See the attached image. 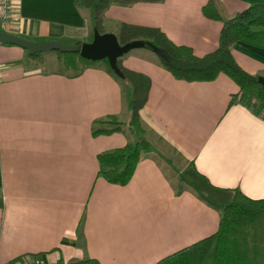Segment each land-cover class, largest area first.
<instances>
[{"label": "crops", "instance_id": "crops-1", "mask_svg": "<svg viewBox=\"0 0 264 264\" xmlns=\"http://www.w3.org/2000/svg\"><path fill=\"white\" fill-rule=\"evenodd\" d=\"M207 1L111 5L104 33L117 35L122 23L156 27L202 56L218 47L222 27L203 15ZM13 2L4 32L34 42L93 39V9L75 0ZM219 2L231 16L264 0ZM156 54L143 47L122 58L125 68L151 82L139 111L151 151L127 184L116 185L98 176L97 155L128 139L92 131L94 121L107 116L128 120V84L112 74L107 59L73 76L56 54L49 65L43 53L40 64L19 46L0 42V264L18 257L15 264L84 258L154 264L215 233L228 190L264 198L263 116L231 103L238 87L225 74L178 80L157 64ZM232 54L246 72L264 77V49L237 42ZM164 165L183 174L174 182Z\"/></svg>", "mask_w": 264, "mask_h": 264}, {"label": "trees", "instance_id": "trees-1", "mask_svg": "<svg viewBox=\"0 0 264 264\" xmlns=\"http://www.w3.org/2000/svg\"><path fill=\"white\" fill-rule=\"evenodd\" d=\"M164 0H75L79 8L93 9L94 29L104 33L105 11L111 5L132 6L136 3H159ZM203 15L222 23L218 47L205 55L197 56L185 45H177L156 27L122 23L116 35L120 45L134 40L151 43L158 49L157 64L174 78L187 82L212 81L219 74H225L238 87L232 102L247 106L255 114H263L264 87L258 82L259 74L246 72L236 62L232 47L237 42L264 49V3H254L228 16L219 0H208L202 6ZM81 42H76L80 44ZM64 68L73 76L81 74L94 61L81 57L78 53L56 52ZM38 63L44 62L43 53L28 54ZM117 66L122 80L128 84L131 93L129 117L122 122L111 115L94 121L93 135L123 133L128 141L121 147L97 155L98 176L108 183L125 185L131 179L136 165L151 151V144L145 138L146 128L139 111L145 105L151 86L149 77ZM112 74L114 72L111 70ZM116 78H118L116 76ZM202 181H207L199 175ZM176 193H180L177 190ZM228 200L220 213L218 229L212 235L192 243L154 264H264V198H251L235 188L228 190ZM2 201L0 200V206ZM20 257L9 264H15ZM56 264H64L61 261ZM66 264H99L97 260L84 258Z\"/></svg>", "mask_w": 264, "mask_h": 264}, {"label": "water", "instance_id": "water-1", "mask_svg": "<svg viewBox=\"0 0 264 264\" xmlns=\"http://www.w3.org/2000/svg\"><path fill=\"white\" fill-rule=\"evenodd\" d=\"M0 42L19 46L30 55L56 51L60 53H78L81 57L91 61L107 59L111 70L119 77H122V73L117 66L118 58L126 55L133 49L143 47H150L154 52H158V49L151 43L134 40L125 45H120L116 35L112 33L101 34L96 30H94L91 42H83L81 44H64L56 40L31 42L2 30H0ZM258 82L264 87V77L259 76Z\"/></svg>", "mask_w": 264, "mask_h": 264}, {"label": "built area", "instance_id": "built-area-1", "mask_svg": "<svg viewBox=\"0 0 264 264\" xmlns=\"http://www.w3.org/2000/svg\"><path fill=\"white\" fill-rule=\"evenodd\" d=\"M13 13V0H0V30L11 24L13 21ZM261 115L263 116V114Z\"/></svg>", "mask_w": 264, "mask_h": 264}, {"label": "rangeland", "instance_id": "rangeland-1", "mask_svg": "<svg viewBox=\"0 0 264 264\" xmlns=\"http://www.w3.org/2000/svg\"><path fill=\"white\" fill-rule=\"evenodd\" d=\"M29 41H31V40H29ZM31 42H34V41H31ZM149 52V51H148ZM56 53L54 52V51H48V52H45L44 53V55L48 58V62H49V65H52L53 63H52V60L54 61L55 60V55ZM260 75H263V73L262 74H260ZM164 167L167 169V171H168V174L170 175V177H171V179L174 181V182H176L177 181V177L179 176L178 174H179V171H180V174L182 173V170L180 169L178 172H174L173 170H171L170 168V170L168 169V167H166V165H164ZM183 174V173H182ZM182 176V175H181ZM193 188H196L195 186H192ZM201 188H199L198 187V190L197 191H201L200 190ZM204 194H205V192H203ZM223 206H224V204H220V207H221V209L223 208Z\"/></svg>", "mask_w": 264, "mask_h": 264}]
</instances>
